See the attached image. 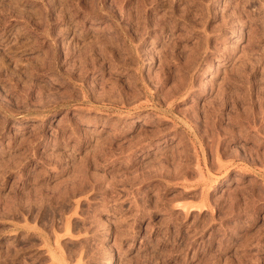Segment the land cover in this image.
Returning <instances> with one entry per match:
<instances>
[{
    "label": "rangeland",
    "instance_id": "obj_1",
    "mask_svg": "<svg viewBox=\"0 0 264 264\" xmlns=\"http://www.w3.org/2000/svg\"><path fill=\"white\" fill-rule=\"evenodd\" d=\"M0 264H264V0H0Z\"/></svg>",
    "mask_w": 264,
    "mask_h": 264
},
{
    "label": "bare ground",
    "instance_id": "obj_2",
    "mask_svg": "<svg viewBox=\"0 0 264 264\" xmlns=\"http://www.w3.org/2000/svg\"><path fill=\"white\" fill-rule=\"evenodd\" d=\"M226 185V182L225 183H222L219 188H223L224 186Z\"/></svg>",
    "mask_w": 264,
    "mask_h": 264
}]
</instances>
